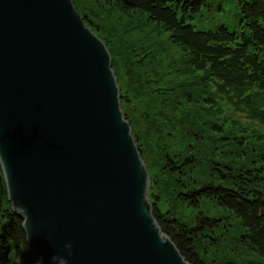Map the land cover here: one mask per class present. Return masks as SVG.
Returning a JSON list of instances; mask_svg holds the SVG:
<instances>
[{
	"label": "water",
	"instance_id": "obj_1",
	"mask_svg": "<svg viewBox=\"0 0 264 264\" xmlns=\"http://www.w3.org/2000/svg\"><path fill=\"white\" fill-rule=\"evenodd\" d=\"M111 63L72 0H0L9 201L36 264H192L154 216Z\"/></svg>",
	"mask_w": 264,
	"mask_h": 264
},
{
	"label": "trees",
	"instance_id": "obj_2",
	"mask_svg": "<svg viewBox=\"0 0 264 264\" xmlns=\"http://www.w3.org/2000/svg\"><path fill=\"white\" fill-rule=\"evenodd\" d=\"M95 1L118 8L128 15L145 12L150 21L169 32L171 42L183 52L187 70L200 71L205 82L208 95L203 99L207 101V106L201 100L198 104L202 106H195V111L187 113L173 91L166 93L173 90L172 87H162L163 91H160L165 95L162 101L165 99L166 108L172 110L170 113L164 108L159 112L163 121L165 116L168 129V119L174 118V128H182L184 136L188 137L185 132L190 133L194 128L199 131L197 140L190 137L193 142H187L185 153L172 155L169 151L165 152V168L172 177L175 176L173 182L176 185L187 187V190L178 193L181 200L200 206V198H205L222 208L224 213L211 217L200 211L195 223L191 224L163 214L154 202L153 213L164 233L192 264H204L198 252L200 240H218L224 233L223 227L226 230L229 226L240 230L236 235L238 241L264 256V165L261 166L264 151L253 154L252 144H247L258 145L260 142L264 145V0H235L240 30H232L224 24L216 29L196 28L191 19L202 13L209 4L208 0ZM84 20L93 25L89 16H84ZM196 100L193 102L199 101ZM179 112L181 117H177ZM238 112L245 114L247 120L240 121L237 115L241 114ZM145 114L150 118L148 110ZM202 116L222 117L234 125L239 124L241 127L236 125L232 129L243 132L248 139H242L244 135L241 139H236L237 135L228 138L229 135H223L226 127L223 123L207 125L201 122ZM189 117L192 123L188 121ZM211 127L223 132L218 138L223 140L225 151L238 157L246 156L244 163L218 162L200 153V148L207 145L206 139L210 138ZM139 149L141 151V147ZM194 168L198 170L200 179H188L192 183L188 185L183 182L186 178L183 176L188 169ZM7 197L4 174L0 170V264H36L29 250L24 218L12 208ZM220 221H223L222 224Z\"/></svg>",
	"mask_w": 264,
	"mask_h": 264
},
{
	"label": "rangeland",
	"instance_id": "obj_3",
	"mask_svg": "<svg viewBox=\"0 0 264 264\" xmlns=\"http://www.w3.org/2000/svg\"><path fill=\"white\" fill-rule=\"evenodd\" d=\"M77 11L84 17L89 16L93 25L86 24L92 28L95 34L104 41L112 58L111 68L115 72L117 83L121 94V104L125 116L132 126V134L136 143L141 147V155L149 171V199L152 203L156 202L159 211L172 217L194 224L196 215L203 211L211 217L220 216L224 213L223 209L215 205L211 200L200 198V206L189 205L178 196L179 191L187 190L173 182L175 176H171L165 168V152L169 151L172 155L179 152L185 153L187 142L190 144V137L197 140L199 131L192 129L186 131L184 136L182 128H174L172 121L168 119L169 129L164 116L161 118L159 112L163 111L165 99L162 98L160 91L162 87H172L173 90L166 92L173 95L182 103V109L193 110L195 106L203 101L207 106V101L203 99L208 93L205 91V82L201 79L200 71H188L184 64L183 52L171 42L169 32L164 30L156 22L150 21L145 12H134L131 15L123 13L118 8L95 0H72ZM200 15H196L191 22L198 29H216L224 24L232 30H240L238 8L235 0H208ZM222 5V8L220 7ZM199 101L194 103L193 101ZM149 111L150 118L145 114ZM170 111V109L168 110ZM172 111V110H171ZM170 111V113H172ZM237 118L240 121L247 120L245 114L238 112ZM171 115V114H169ZM181 117V113L177 114ZM231 118H233L231 116ZM201 122L211 125L214 122L223 123L226 127L223 135L228 138L237 135L236 139H241L244 134L232 129L239 124H232L222 117L212 118V116H202ZM188 121L192 123L191 117ZM198 121V120H197ZM225 121V122H223ZM156 124H155V123ZM200 123V120L198 121ZM164 123V124H163ZM163 124V125H162ZM206 139L207 145L200 148V153L205 154L211 159L231 161L235 165L244 163L246 156L238 157L235 153L225 151L226 146L223 140L219 139L223 132L220 129L211 127ZM235 130L236 132H229ZM170 133V134H169ZM137 137V139H136ZM242 139H248L244 135ZM244 144V143H243ZM253 154L262 153L264 145L258 142L253 143ZM196 145V141H194ZM243 148V146H242ZM195 148L197 154L199 152ZM185 155V154H184ZM241 161V162H240ZM264 162L261 163V166ZM0 170L3 169L0 163ZM206 170V169H204ZM208 171V170H206ZM197 169H188L183 177L184 183L192 184L190 180L198 181L200 175ZM192 186V185H191ZM7 201L9 198L7 197ZM12 206V204H11ZM223 221H220L222 224ZM224 233H220L218 240L212 241L209 238H202L198 245V252L204 264H264V256L256 250L251 249L244 242L237 239V231L233 226H229ZM219 232V230H218Z\"/></svg>",
	"mask_w": 264,
	"mask_h": 264
},
{
	"label": "clouds",
	"instance_id": "obj_4",
	"mask_svg": "<svg viewBox=\"0 0 264 264\" xmlns=\"http://www.w3.org/2000/svg\"><path fill=\"white\" fill-rule=\"evenodd\" d=\"M65 247L68 248V249H71L72 245H71V243H69ZM69 255H71V252H69ZM52 260H53L54 264H55V262H58V264H68L67 259L64 258V257L53 256ZM38 264H39V262H38Z\"/></svg>",
	"mask_w": 264,
	"mask_h": 264
}]
</instances>
